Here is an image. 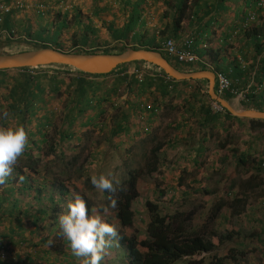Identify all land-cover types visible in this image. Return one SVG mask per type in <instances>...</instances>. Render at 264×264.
Here are the masks:
<instances>
[{"label": "trees", "instance_id": "16d2710c", "mask_svg": "<svg viewBox=\"0 0 264 264\" xmlns=\"http://www.w3.org/2000/svg\"><path fill=\"white\" fill-rule=\"evenodd\" d=\"M21 1L26 6L11 10L2 24L15 38L67 51L113 52L106 47L114 43L123 49L159 50L182 70L222 73L243 93L242 107L264 110V0ZM168 38L186 39L198 60L182 64L167 56L160 47ZM130 64L108 74L46 67L0 70V113H7L0 116V125H22L29 141L12 175L0 185V264H82L72 255L58 219L74 194L85 198L91 214L102 215L119 231L118 243L106 250L102 264L264 260V139L261 147L255 145L264 136V120L214 109L207 80H175L155 66L134 62L139 77L129 71ZM221 96L229 101L236 95L225 91ZM178 104V133L166 142L165 152L158 144L134 153L149 139L158 113ZM110 108L116 111L112 116ZM108 121L107 137L91 142L81 160L89 132L103 131ZM235 133L247 136L246 149L231 150L226 144ZM214 138L233 157L222 178L225 187H202L208 198L215 194V203L195 214L199 205L190 194L200 188L193 191L198 180H187L193 167L200 166L196 156L189 166L176 164V186H158L157 197L144 200V226L137 230L132 205L140 180L157 174L167 150L177 151L183 144L186 154L195 148L199 155ZM213 165L218 169L219 164ZM99 174L113 181L114 193L91 184L90 177ZM19 175L25 177L22 183ZM183 187L190 191L176 200ZM111 197L117 200L115 208ZM233 217L247 225L245 233L229 227ZM212 220L217 227L210 225Z\"/></svg>", "mask_w": 264, "mask_h": 264}, {"label": "rangeland", "instance_id": "374dc122", "mask_svg": "<svg viewBox=\"0 0 264 264\" xmlns=\"http://www.w3.org/2000/svg\"><path fill=\"white\" fill-rule=\"evenodd\" d=\"M78 1V0H77ZM80 1V0H79ZM28 4L33 3L32 0H28L27 1ZM54 2H52L51 4H53ZM183 25L185 26L186 24L183 23ZM16 40V39H15ZM12 38V41L8 42V40L5 41H0V52H15V51H19V50H24V49H28L29 47H31V44L27 42V40L24 39H20L18 38L17 40L19 41H15ZM68 44V43H67ZM65 48H68L67 45H65ZM107 49L113 50V51H118L119 49L123 48L122 44L119 43H114L112 45H109L106 47ZM142 67H145L143 65H141ZM139 68L137 65L135 64H130L129 66V71H132L134 68ZM48 69H62V70H69L66 69L64 67H60V66H49L46 67ZM148 68V67H147ZM67 77V76H66ZM206 80V79H203ZM208 86H209V82L208 80L205 82V87L207 88V92H208ZM240 99V96H234L233 98H231L229 100V102L236 108H240L242 107L240 105V103L238 102V100ZM214 104V103H213ZM180 104H178L176 106V108H172V107H168L165 108L163 111L161 110L158 113V120H156L151 128V132L149 133V139H147L146 141L143 142V145L141 147H134V153L139 154L143 149H148L149 147H151L152 145H158L161 144L162 145V152L165 148H166V142L173 140V136L178 133V129L174 128V123L176 121H178L180 119V114H181V108L179 106ZM116 111H114L112 108L109 109V116H112L113 114H115ZM109 122L106 124L105 128H103V131L100 130H93L92 133L89 132V140H86V144L85 146L87 147L84 151V153L81 155V160L88 155L89 150L91 149L92 144H97L98 142L101 141L102 138H106L108 135V132L110 131L108 128ZM59 123V121L57 122ZM233 131H229L228 134L230 136V134ZM247 136L246 135H240V134H235L234 137H230L227 139L226 144L230 147L231 150L236 149L239 151H242V149H246V142L244 143V140ZM264 136L262 135V138H257L255 145L261 147L262 146V142H263ZM92 142V144H91ZM103 146H105L106 144L104 143V141H102L101 143ZM207 144L210 148V156L209 159L210 160H206L203 157L200 158L199 163H200V170L203 172V175L199 173V175H202V181L204 183H206V186H208V188L210 189H220L225 187L222 181L223 175L225 174V172H227V170L229 168H231L232 166V160L233 157L231 155V150H227L226 148H218L215 142V138L212 140L210 139L209 141H207ZM137 145V144H135ZM183 144H179L177 151L176 150H167L166 154L167 156H165V162L163 163V165L159 168L157 174L149 176L147 178L141 179L139 182V196L138 198H136V200L133 202V209L136 212V229L141 231L144 224L142 221H140L143 216V203L144 200L147 197H151L152 199L156 198V194H154V191L158 190V186L160 187H170V186H176L177 185V176L180 173V166H177L176 164L179 163L180 165H182V162L179 160L178 154L180 153V151L183 149ZM120 152H123L122 150H120ZM215 161V162H214ZM186 163H190V161L185 162ZM219 164L218 169H214L213 167L216 165L213 164ZM200 181V180H198ZM172 194V192L169 193V196L167 197V201L170 199V195ZM176 200H179L180 198V191L178 190L176 193ZM213 195V196H212ZM211 196V197H210ZM209 197L207 195H205V193H197V195H195V200L193 201V203H195L196 205H199V208L196 210L195 214L199 215V213L201 212H205L207 210L208 205L212 206L215 203V194H209ZM213 197V198H212ZM255 202V200H254ZM192 205V203H191ZM190 205V206H191ZM240 221H238L236 219V217H233L232 223H229V227L233 224L234 226H236L237 228H240L242 233H245L247 231V225L246 224H240ZM211 226L217 227V222L215 220H212V222L210 223ZM228 226V225H227ZM196 258H200V256H197ZM264 264V260H260V261H256L252 258V256H247L244 260H243V264ZM177 264H184V262H178Z\"/></svg>", "mask_w": 264, "mask_h": 264}, {"label": "water", "instance_id": "95a60500", "mask_svg": "<svg viewBox=\"0 0 264 264\" xmlns=\"http://www.w3.org/2000/svg\"><path fill=\"white\" fill-rule=\"evenodd\" d=\"M31 47L15 52H0V70L24 67L60 66L90 74H108L120 65L141 62L157 67L175 80H203L209 82L208 94L212 100L239 118L264 120V110L234 107L215 91V72L209 69L182 70L170 62L160 51L143 47H127L118 51H67L49 44L29 42Z\"/></svg>", "mask_w": 264, "mask_h": 264}, {"label": "clouds", "instance_id": "9594fccd", "mask_svg": "<svg viewBox=\"0 0 264 264\" xmlns=\"http://www.w3.org/2000/svg\"><path fill=\"white\" fill-rule=\"evenodd\" d=\"M12 38L18 39L13 36ZM12 38H2L0 41L10 42ZM21 38L24 39V37ZM27 42L30 41L27 40ZM143 66L151 68L150 65ZM215 91L217 93L216 73ZM0 116L6 117L7 113H0ZM28 142L27 132L22 125H0V185H4L12 175L14 166L24 153ZM18 180L22 183L25 177L19 175ZM90 181L96 189L101 191L108 193L116 191L113 181L104 174L92 175ZM110 205L113 208L117 206L116 198H110ZM66 207L67 211L60 214L58 219L62 235L67 240L72 255L81 258L82 264H102L106 250L114 243H118L120 235L118 229L102 215L91 214L85 198L79 194H74L68 199ZM48 243L51 245L52 241Z\"/></svg>", "mask_w": 264, "mask_h": 264}, {"label": "built area", "instance_id": "2783aa9c", "mask_svg": "<svg viewBox=\"0 0 264 264\" xmlns=\"http://www.w3.org/2000/svg\"><path fill=\"white\" fill-rule=\"evenodd\" d=\"M26 6V4L21 0H13L9 4H0V39L2 38H12V30H9L3 27L4 16L9 13L11 10H19ZM39 8H44L43 5H39ZM162 51H164L169 57L173 58L175 61L182 64H192L198 60V56L193 52L189 46L186 39L182 38L176 40L174 38H168L161 43ZM132 71L136 72L140 77L141 71L138 68H134ZM131 72V71H130ZM216 90L218 94H221L225 91H229L232 94L243 96V93L237 92L231 87L229 79L224 76L222 73L216 74ZM214 109L220 110L221 107L214 102L212 104Z\"/></svg>", "mask_w": 264, "mask_h": 264}, {"label": "crops", "instance_id": "0c3cea01", "mask_svg": "<svg viewBox=\"0 0 264 264\" xmlns=\"http://www.w3.org/2000/svg\"><path fill=\"white\" fill-rule=\"evenodd\" d=\"M16 41H19V40H16ZM239 101L240 100H238V102ZM235 134H239V133H235ZM206 144L207 143H205V146L207 147V149H204L202 152L200 151L199 155L196 154L197 152H196V149L195 148L190 153H187V154H186V150L185 149H182L180 151V153L178 154L179 160L182 162V166L184 167L185 166V162H188V161H190V163L192 164L194 162V159H195L196 156H197V158L198 157H200V158L203 157L206 160L207 159L210 160L209 159V156H210V148H209V146H207L208 144L207 145ZM186 165L189 166V163H186ZM200 167H198V168L193 167L192 174H191L190 177H188V180L187 181H192V180L193 181H196V179L197 180H200V181L194 182V190L193 191H195L196 188L199 186V188H200L199 189L200 190L199 193H202V191H203L202 190V187L204 189L205 187H208V186H206V183H204L202 181L204 178L202 179L203 172L202 171H199L200 170ZM199 173L202 174V175L200 176ZM179 191H180V197H182V194L184 195L185 192L190 191V189L188 187L187 188L183 187V188H179ZM195 195H197L196 192H193V193L190 194V196H193V197H195Z\"/></svg>", "mask_w": 264, "mask_h": 264}]
</instances>
